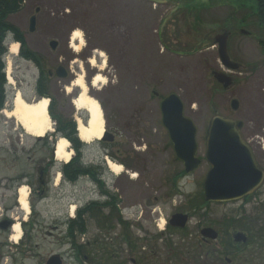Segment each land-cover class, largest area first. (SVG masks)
<instances>
[{
  "label": "rangeland",
  "instance_id": "obj_1",
  "mask_svg": "<svg viewBox=\"0 0 264 264\" xmlns=\"http://www.w3.org/2000/svg\"><path fill=\"white\" fill-rule=\"evenodd\" d=\"M200 1L24 0L22 9L8 17V21L23 33L25 47L40 59L38 65L46 76V96L49 103L52 102L54 116L75 120V125L78 124L76 118L82 117L86 122V112L76 110L71 103L78 89L65 90L80 72L87 83L88 94L99 102L104 126L111 140L107 138L98 142L93 139L84 144L81 163L101 168L107 184V189H104L110 190L118 200L121 195L128 206L135 205L139 210H145L133 214L130 207L123 208L126 204L118 208L122 219L128 222L142 215L141 221L136 223L137 227H129L132 236L138 237L140 243L141 236L151 237L150 243L142 244L144 249L137 255L142 264H180L181 256L177 252L176 256L167 255L169 247L183 252L185 243L181 241L195 239L192 227L186 234H166L163 242L155 243L156 238L152 236L158 230L160 219H166L180 209L184 211L188 202L199 197L209 168L204 161V139L212 116L218 114L241 121L242 138L249 145H253L254 140L264 148V50L259 45V30L249 22L244 29L255 32V35L246 36L237 32L231 36L228 55L242 68L233 73L224 71L231 74L233 84L223 89L211 77L212 71L222 69L217 67L216 47L212 45V39L221 27L235 25L250 11L234 3L236 0H208V8L202 10L198 5ZM241 3L246 5L248 2L244 0ZM36 8L39 11L34 13ZM33 14L36 16V29L31 33L27 23ZM249 17L252 21L253 17ZM75 30L80 31L83 38L82 48L77 52L69 45L70 33ZM50 40L57 42L54 50L48 45ZM9 41H12L10 34L4 44ZM163 43L170 50H166ZM83 50L90 52L89 59L95 50L103 56H95L94 66L82 63L83 68H77ZM101 61L105 63L99 70ZM4 62L7 67L6 58ZM66 62L69 66L66 68L67 78H57L54 70ZM9 66L13 81L12 85L6 83L5 104L1 111L12 108L17 91L29 100L38 98L34 85L39 68L20 55L12 57ZM48 72L50 77L46 75ZM96 73L106 78L104 86L90 85V79ZM169 93L177 94L184 105V115L196 126L195 151L200 164L187 175L182 174V163L172 152L167 131L160 121L159 103ZM232 99L238 102L236 110L230 107ZM1 111L0 183L10 178L15 189L27 185L28 193L31 192L28 201L34 208V212L28 210L30 215L26 218V222L32 223L26 227L28 235L22 242L26 246L21 245V241L18 244L8 241L13 246L6 251L13 257L9 255L6 264H45L48 257L55 253L63 258L62 264H82L76 259L64 235L67 219L73 218L69 206L74 203L77 208L83 207L96 197V188L99 187L85 177L68 184L60 179L54 185L56 170L63 164L51 157L54 140L49 137L50 141L45 142L43 138H33ZM50 122L53 129L55 122L52 119ZM85 122L82 121L83 124ZM49 157L54 161L49 162ZM105 158L121 165L125 171L115 176L105 166ZM42 167L46 169L44 180L47 186L43 187L46 192L40 200L36 192L41 190L38 179ZM133 173L135 176L131 175ZM176 186L184 193L182 196L175 194ZM99 195L101 201L106 200L104 193ZM5 196L6 192H0V203ZM216 203L194 212L197 216L190 224L194 226L199 216L207 212L215 223L237 217L245 218L246 223L255 227L256 231L264 228L263 195L246 202L240 199ZM146 207H152V211L146 210ZM150 214H157L153 216L157 218L155 222L150 220ZM84 219L87 232L83 239H79L82 244L93 233H98L91 219ZM140 225L141 229L138 228ZM118 227L115 224L114 229L108 231V238L112 241L116 238ZM259 242L264 245V237ZM154 248H159L160 252L154 255ZM87 251L88 248L84 253L88 254ZM124 253H127L126 249ZM83 264L90 263L85 261Z\"/></svg>",
  "mask_w": 264,
  "mask_h": 264
},
{
  "label": "flooded vegetation",
  "instance_id": "obj_2",
  "mask_svg": "<svg viewBox=\"0 0 264 264\" xmlns=\"http://www.w3.org/2000/svg\"><path fill=\"white\" fill-rule=\"evenodd\" d=\"M206 1V0H205ZM252 3H251V2ZM202 2H204L202 0ZM243 2V1H242ZM248 2L246 5L241 2H236L240 7H245L248 9L250 14L243 16L240 20H237L235 25H230L227 27H221L219 32L223 34L226 39V47L229 54V46L230 38L233 34L239 33L248 35H255V32H249L244 29L250 22L253 28H257L260 33L259 42L264 41V0H246ZM206 2H204L205 4ZM203 4V5H204ZM208 7L203 6L201 9L206 10ZM253 17V20L250 21V17ZM244 29L247 33H241L240 31ZM258 39V38H257ZM66 43V42H65ZM260 45V43H259ZM217 52V49H216ZM90 52L88 50H83L80 54V58L77 68H83L82 63L88 64V57ZM230 60L235 63L234 60ZM74 59V58H73ZM76 60H74L75 62ZM219 68H225L222 66V63L217 60ZM237 63V62H236ZM63 68H69L68 63L61 64ZM239 68H242L239 65ZM91 74V73H90ZM250 145V149L252 155L255 159L256 164L259 169L264 172V150L261 148L259 142H255ZM262 149V150H261ZM182 163V162H180ZM183 166V164H182ZM182 174L187 175L182 171ZM189 174V173H188ZM44 172L42 169L39 171V179L41 182L40 187H44L46 185V181L43 180ZM10 178L5 179L2 183H0V190L2 192H6L7 196L3 199L0 208V260L4 258L5 250L8 245L6 241L9 239V231L11 222L14 219V214L17 213L16 203L12 201V199H8V192L11 188H13V181L9 180ZM264 179V178H263ZM204 180V179H203ZM97 194L96 197L88 203V208L86 213L88 214V218L95 225V229L98 233H93L89 239L84 243V245L88 248V254H82L81 259L83 261H88L90 264H142L138 258V253H140L141 249H144L143 245H148L151 241V237L149 235L141 236V243L139 242L138 237H134L131 234V229L129 227L136 226L138 222L141 221L140 216L135 217L132 221L123 220L121 214L119 212V207L123 206L125 199L123 196H119L120 200H118L115 195L108 200L101 201L99 198V193L104 192V184L100 182L97 178L93 179ZM203 184V182H202ZM175 194L178 196H182L181 190H179L176 186ZM264 196V181L261 186L256 189L252 194L248 197L242 198L243 201H249L250 199H257L258 197ZM193 202H188L186 209L179 210L178 212H173L164 219V225L160 229L158 223V230L155 233L154 238H156V242H163L165 235L171 236L174 232L184 233L188 232L189 228H193L194 230V240H183L181 243H185V247L183 252H179L178 249L169 247L168 256L174 254L175 256L178 254L181 256L180 264H264V245L262 242L264 237V228L256 231L255 227L249 226L246 223L245 218H228L223 222L220 220L215 223V220L211 218V214L207 212H203V216H199L198 222L194 224L191 223L192 218L195 219L197 214L194 212H199L203 210L205 207L210 204H218L216 202H207L203 198V192L199 194V197H195ZM130 207L131 212L133 214L142 213L145 211L144 209H138L135 205L126 204L123 208ZM146 210H151L152 207H146ZM106 211V213H104ZM194 213V214H193ZM81 214V210H77L76 212V220L78 221ZM132 214V215H133ZM176 215H183L186 217L185 223L182 225H178L181 221V217L177 218ZM150 220L155 222L157 218L153 216H157V214H150ZM131 217V216H130ZM127 217V218H130ZM159 220V219H158ZM161 219L159 220V222ZM115 224H118V232L116 234V238L114 241L108 238V234L110 230L114 229ZM138 228H142L141 225ZM78 237L83 239L84 234L77 233ZM190 235V234H189ZM191 236V235H190ZM185 238V236H184ZM77 247H75V254L78 256V246L80 244L79 240H76ZM258 245V246H257ZM154 246V244H153ZM157 248L156 246H154ZM22 247H20L21 250ZM154 248L153 254H157L159 251ZM124 249H126L127 253H124ZM175 249V250H174ZM160 252V251H159ZM177 252V254H176ZM80 255V253H79ZM167 256V257H168ZM127 258V259H126ZM146 259V258H145ZM171 261V259H169ZM176 264V262L174 263Z\"/></svg>",
  "mask_w": 264,
  "mask_h": 264
},
{
  "label": "water",
  "instance_id": "obj_3",
  "mask_svg": "<svg viewBox=\"0 0 264 264\" xmlns=\"http://www.w3.org/2000/svg\"><path fill=\"white\" fill-rule=\"evenodd\" d=\"M36 12L38 9L35 10ZM28 31L35 29V16L29 18ZM243 32V31H242ZM226 37L217 34L214 43L218 45V56L220 61L227 69L236 70L238 65L231 62L226 49ZM56 41L51 40L49 46L54 49ZM59 78L66 77L65 68L59 66L55 70ZM211 77L221 84L223 89L232 85L231 76L218 71H212ZM174 94H168L160 102L161 123L167 130L169 140L173 146V152L183 163L184 172H191L199 165V159L195 156L196 127L192 120L183 114V103ZM232 110L238 108L236 99L230 101ZM242 122L214 115L209 119L206 130L205 141V161L209 164L203 181V197L205 201L225 202L241 199L251 194L259 188L263 182L264 172L257 166L249 145L240 136ZM103 140L109 138L108 132L102 134ZM182 218L178 225L185 222L186 217ZM46 264H62L58 254H52L45 262Z\"/></svg>",
  "mask_w": 264,
  "mask_h": 264
},
{
  "label": "bare ground",
  "instance_id": "obj_4",
  "mask_svg": "<svg viewBox=\"0 0 264 264\" xmlns=\"http://www.w3.org/2000/svg\"><path fill=\"white\" fill-rule=\"evenodd\" d=\"M70 46L73 48L75 52L79 51L83 45V38L80 31H73L69 36ZM7 74L10 71V59L14 57L18 52V43L17 42H9L7 45ZM95 55L89 59V64L94 66L95 56H103V53H98L97 50L93 51ZM104 61H102V65L99 67V70L103 69ZM10 73L6 76L9 82L12 83L13 79L10 77ZM106 78L100 74L96 73L93 75L91 79L90 85L92 87H96L100 84L104 86ZM83 73L80 72L75 76L72 80L71 84L65 87L66 92H70L72 89H78V95L75 96L71 103L76 110H84L87 114V121L85 124L82 123L80 118H76L77 120V132L78 137L81 141L85 143H89L95 140H99L101 138V134L104 131V117L99 102L88 94V87L86 85ZM48 99L45 97L38 99H26L22 97L20 91H17L15 96H13V104L12 108L9 110H3L2 114L9 119H14L15 124L20 126L23 131L33 136V138L42 137L46 134V132L52 131L50 117L47 111ZM68 141L65 138H57L54 143L53 148V156L55 160L60 161L62 163H66L70 160L73 155V151L67 147ZM108 169L115 175L121 174V172L125 171L121 165L112 162L111 160H106V165ZM135 176L134 173L131 174ZM61 174L59 171L54 176V184L57 185ZM17 191V200L20 209L24 212V217L22 220H25L29 210L28 203V191L25 185L19 186ZM75 205L69 206L70 213L73 212V208ZM164 219H161L159 222V228L161 229L164 225ZM12 226V236L11 241L17 242L21 236V229L18 220L13 222Z\"/></svg>",
  "mask_w": 264,
  "mask_h": 264
},
{
  "label": "trees",
  "instance_id": "obj_5",
  "mask_svg": "<svg viewBox=\"0 0 264 264\" xmlns=\"http://www.w3.org/2000/svg\"><path fill=\"white\" fill-rule=\"evenodd\" d=\"M24 0H0V109L3 107L4 104V86H5V77L3 73L4 69V63H3V55L6 54V48L4 45V39L6 35L11 33L13 40L17 41L21 45L20 49V56L26 59H29L35 63V65L38 66L40 63V59L33 53L32 51H29L25 46V38L23 33L20 31V29L13 25L11 22L8 21V17L10 15H13L14 13L19 12L22 7H23V2ZM261 46H263L264 49V41L259 42ZM164 44V43H163ZM166 48V46L164 44ZM170 49V48H169ZM45 75H43V70L39 68V76L37 80V85L36 86V92L39 96H46V79ZM49 115L52 120L55 121L56 125L54 126V132L50 136L52 138H55V136L58 137H63L69 141L70 147L74 150L75 155L71 158V160L67 163V165H63L61 167V173L63 180L68 182H73L75 181L79 176L81 175H88V177H91L94 179L95 177L92 168L91 167H83L81 163V156L82 152L81 150L84 147V144L78 139L77 132H76V126L75 122L72 119H63L61 117H56L54 116L52 112V102L49 106ZM49 135L44 138L45 141L47 142ZM88 205L85 206L84 208H81V214L78 219H69L66 222V233L65 237L68 239L70 242V245L74 247H77L75 244V238L77 236V233H85L86 231V223L84 218V215L87 214ZM78 255H82L84 253V250L87 249L85 245H79L78 246ZM88 253V251H87ZM78 259V256H76ZM82 262V260L80 259ZM79 261V262H80Z\"/></svg>",
  "mask_w": 264,
  "mask_h": 264
}]
</instances>
